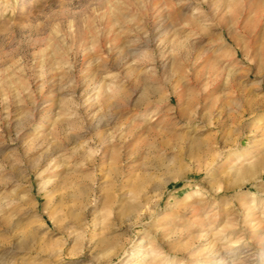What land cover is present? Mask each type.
I'll list each match as a JSON object with an SVG mask.
<instances>
[{
	"label": "clouds",
	"instance_id": "obj_1",
	"mask_svg": "<svg viewBox=\"0 0 264 264\" xmlns=\"http://www.w3.org/2000/svg\"><path fill=\"white\" fill-rule=\"evenodd\" d=\"M0 264H264V0H0Z\"/></svg>",
	"mask_w": 264,
	"mask_h": 264
},
{
	"label": "rangeland",
	"instance_id": "obj_2",
	"mask_svg": "<svg viewBox=\"0 0 264 264\" xmlns=\"http://www.w3.org/2000/svg\"><path fill=\"white\" fill-rule=\"evenodd\" d=\"M69 255H70V252H69Z\"/></svg>",
	"mask_w": 264,
	"mask_h": 264
}]
</instances>
